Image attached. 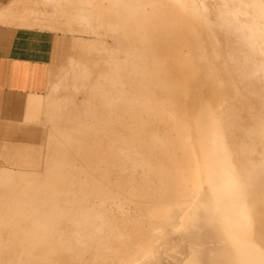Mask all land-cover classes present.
<instances>
[{
  "label": "bare ground",
  "instance_id": "bare-ground-1",
  "mask_svg": "<svg viewBox=\"0 0 264 264\" xmlns=\"http://www.w3.org/2000/svg\"><path fill=\"white\" fill-rule=\"evenodd\" d=\"M87 2L37 191L1 179L0 264H264V0Z\"/></svg>",
  "mask_w": 264,
  "mask_h": 264
},
{
  "label": "rangeland",
  "instance_id": "rangeland-1",
  "mask_svg": "<svg viewBox=\"0 0 264 264\" xmlns=\"http://www.w3.org/2000/svg\"><path fill=\"white\" fill-rule=\"evenodd\" d=\"M107 1L111 5H117L118 3V0ZM0 21L9 22L7 24L21 26L22 28H40L41 31L50 33L52 36L53 46V56L50 64V71L54 73L55 71H60L62 67L68 64L69 57L72 54L73 56H77L75 53L69 52L66 62L62 64L61 62L64 61V56H62V52L60 50V40H62L61 48L62 46H66L70 49L76 40L84 42V40L96 38L98 36L96 32H98V28L101 26V15L99 9L89 4L87 0H71L70 3H65L58 0H11L7 6L3 8L0 7ZM100 32L102 33V30H100ZM110 35L111 34H105L106 37L108 36V41L114 43L113 37ZM123 54L124 53H122V55ZM129 59L131 60V58ZM48 90L49 89H46L44 93H35L25 96L23 119L19 118L20 121L17 122L9 121L2 122V124H0V187H2L1 179H4L5 177L6 179H11L14 181L19 180L15 182V186H22L24 188L28 187V189L31 191H37V187L34 186L36 185L37 180H33V182L30 180H25L26 183H24L23 179L25 178L22 173L25 171L35 172V170L46 171L45 168L38 167L42 162H45L44 150L45 147H47V141L49 140L47 138L46 131H48L47 126H49L50 129L52 125V121L50 120L52 111L49 110L52 101L45 103L44 109L47 107L48 110L46 109V111H44L42 114L40 113V111L42 112V106L40 108V105L37 106V104L39 101L38 97H43V99H45L50 91ZM71 91L74 92L78 100L81 99L80 101H82V92H76L74 88H71ZM100 104L101 102H98L97 107H102ZM83 106L86 107V105ZM98 121V118H96L95 123L97 124ZM99 125H102V122ZM104 125L105 124L103 123L102 126ZM104 130L105 129H103V131ZM114 133L115 132L113 131V138ZM104 134L107 139L105 137L103 138ZM104 134H102V137L100 138L102 149L104 151L97 150V144H95L93 145V148L96 147L94 148L96 149L95 154L98 153L107 155L106 147H108L109 144L107 141L109 139V133L104 132ZM97 138L98 137H95V139ZM116 149L117 146H115V150ZM56 153L58 152L56 151ZM115 153L113 152V154ZM19 154L20 160H23L22 164L14 163V158L18 157ZM93 161L95 162V160ZM21 169H24L23 172H21ZM33 186L36 187V189ZM145 193L146 192L143 191V194ZM1 196L2 194H0V197Z\"/></svg>",
  "mask_w": 264,
  "mask_h": 264
},
{
  "label": "crops",
  "instance_id": "crops-1",
  "mask_svg": "<svg viewBox=\"0 0 264 264\" xmlns=\"http://www.w3.org/2000/svg\"><path fill=\"white\" fill-rule=\"evenodd\" d=\"M10 1L0 0V7L7 6ZM7 23L0 21V124L23 119L25 96L46 91V75L53 56L50 33ZM60 42L63 64L70 49L61 48L62 40ZM14 161L23 163L20 154Z\"/></svg>",
  "mask_w": 264,
  "mask_h": 264
}]
</instances>
